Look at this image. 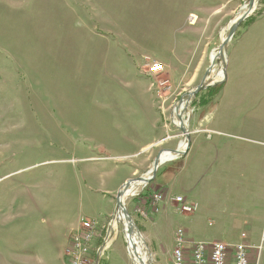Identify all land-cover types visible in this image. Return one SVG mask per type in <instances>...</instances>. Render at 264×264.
<instances>
[{"label": "rangeland", "instance_id": "1", "mask_svg": "<svg viewBox=\"0 0 264 264\" xmlns=\"http://www.w3.org/2000/svg\"><path fill=\"white\" fill-rule=\"evenodd\" d=\"M251 1L0 0V264H61L59 247L66 244L65 264H74L69 251L82 217L99 226L83 264H135L128 249L129 225L111 227L118 213L114 179L152 151V165L130 181L150 179L156 158L165 150L176 153L183 141L185 153L159 164L155 177L136 185L134 194L126 197L130 235L145 249L147 264H162L164 258L158 255H169L179 229L187 247L231 240L222 236L230 217H194L200 209L184 213L176 203L159 212L162 201L155 195L162 193L157 189H169L171 195L185 194L194 203L191 194L184 193L190 185L186 173L191 166L183 158L189 141L175 120L181 115L190 133L187 125L194 114H210L215 127L229 131L223 120L230 94L203 99L208 87L225 80L226 64L241 39L264 37V0ZM237 23L219 57V47ZM99 35L105 40L96 46L92 41ZM212 60L216 63L207 73ZM154 62L162 63L164 70L152 74ZM204 79L207 87L192 96ZM147 86L160 102L168 130L143 151L123 144L115 121L146 116V109L131 103L144 99ZM260 103L258 131L264 132V99ZM241 110L240 115L251 116L250 108ZM100 152L112 157L88 159ZM254 180L253 165L244 177L232 172L214 175L226 190L217 201L239 208L246 198L243 182L249 188Z\"/></svg>", "mask_w": 264, "mask_h": 264}, {"label": "crops", "instance_id": "2", "mask_svg": "<svg viewBox=\"0 0 264 264\" xmlns=\"http://www.w3.org/2000/svg\"><path fill=\"white\" fill-rule=\"evenodd\" d=\"M99 36L92 41L96 46L105 40L104 36ZM241 40L240 46L235 48L232 58L228 59L224 85L217 96V98L222 97L221 94L224 92L230 94L226 103L227 112L223 120L224 128L229 129V131L224 132L215 127V117L210 114L202 117L193 115L188 126L190 143L187 154L183 156L184 160L186 159L188 165L191 166L190 173H186L190 185L184 189V193L191 194L193 198L191 201L197 204L195 211L200 209L194 217L213 214L214 216L223 215L231 218L232 221L229 223L226 234L222 235L231 240L229 242L221 239L216 240L229 244L245 242L252 247L249 250L251 260L254 257L256 264H264V132L258 131L261 129L259 109L262 103L260 102L264 99V37H248ZM95 49L97 50V48ZM143 97L142 101H134L131 105L135 108L146 109L144 118H132L131 115L122 116L116 119L115 124H117L118 132L121 134L119 136L125 141L123 143L125 146L141 147L143 151H147L157 141L165 137L168 129L167 123L161 119L160 102L152 94V87L144 88ZM244 98L251 103L245 104L241 100ZM219 108L220 106H218ZM249 108L251 111L247 112L248 114L251 113V116L240 115L241 109ZM217 112L215 111L213 114ZM238 132H242V134L239 135ZM142 141H146V144L142 145ZM106 153L100 152L97 155H89L88 159L106 161L112 157ZM153 155L154 152L149 151L142 161L130 167L132 169H128L129 173L115 178L114 191L119 192L137 174L146 173L144 171L150 167V164L152 165ZM248 165L254 166L255 180L249 182L251 183L249 188L246 186L248 182H243L241 189L247 188L243 193L246 198L239 203V208L229 209V203L219 204L217 200L225 196L226 190H222L225 187L214 181V175L232 172L244 177ZM157 191L163 193L159 212L176 203L172 199L176 196H183L188 199L185 194L181 193L171 195L169 189H157ZM159 212L154 216H157ZM237 214L241 217L238 221L236 219L233 221L232 218ZM151 221L154 222V219L152 218ZM71 231L67 234V240ZM175 238L176 233L173 238L174 244ZM66 246L63 249L59 247L58 260L61 264H65ZM174 247L169 255H162V257L158 255L159 259L164 258L162 264H169L170 261L173 264Z\"/></svg>", "mask_w": 264, "mask_h": 264}, {"label": "built area", "instance_id": "3", "mask_svg": "<svg viewBox=\"0 0 264 264\" xmlns=\"http://www.w3.org/2000/svg\"><path fill=\"white\" fill-rule=\"evenodd\" d=\"M163 70L162 63L154 62L150 67L152 74ZM185 150L182 153H185ZM155 199L158 203L163 201V193H156ZM172 199L180 205L178 209L181 212L192 213L197 209L196 203H189L183 196H176ZM128 225H130L129 222ZM97 228H99L97 221L83 217L80 219L79 227L73 237V247L69 251L70 256L73 255L74 264H83L84 256L90 252ZM128 235L130 234L126 233L127 242ZM188 244L184 231L179 229L175 238L173 264H253L249 255L252 247L245 242L229 244L220 240L210 243L199 241L187 247ZM128 245H130L128 249L132 254L134 247L130 243Z\"/></svg>", "mask_w": 264, "mask_h": 264}, {"label": "bare ground", "instance_id": "4", "mask_svg": "<svg viewBox=\"0 0 264 264\" xmlns=\"http://www.w3.org/2000/svg\"><path fill=\"white\" fill-rule=\"evenodd\" d=\"M218 53L220 54L219 57H223V54L219 52V49H218ZM221 59V58H220ZM223 72H220V75H222ZM190 100V99H189ZM189 107V106H188ZM190 111V110H189ZM188 111V112H189ZM176 124L181 128V121L177 119V121L175 120ZM188 127V125H187ZM187 148V143H185L184 141L180 144V149L179 151L182 152L184 151V149ZM179 152H171V151H163L161 153V156H160V164L162 163H165L167 161H171V160H174L177 158ZM142 186L143 185H146V181H133L131 182V186H129L127 190L124 191V196L122 198V202L124 203L125 205V199L126 197L128 196H131L134 194V191H135V186L136 185H140ZM124 208L125 207H122L119 209L116 217L114 218V220L112 221V224H111V227H116L117 226V223L119 222H124L125 226L128 225V216L127 214L124 212ZM119 226V225H118ZM111 229V228H110ZM142 239V238H141ZM129 241L131 243V245H133V251H132V255H133V258L134 260L136 261L135 264H147V259H148V256L146 255V253L144 252L143 250V247L142 245L140 244V241L139 239L137 238V236L135 234L133 235H130L129 237ZM108 242V241H107Z\"/></svg>", "mask_w": 264, "mask_h": 264}, {"label": "water", "instance_id": "5", "mask_svg": "<svg viewBox=\"0 0 264 264\" xmlns=\"http://www.w3.org/2000/svg\"><path fill=\"white\" fill-rule=\"evenodd\" d=\"M251 2H252V4H254V0H252ZM246 17H247V15H245L244 17H242V18L239 20V23H240L241 21H243ZM239 23H237L236 25H234V26L231 28L230 33H229V36H228L226 39L223 40L222 45L219 47V52H220V53H222L225 44H226V43L229 41V39L233 36L234 31H235V28L237 27V25H238ZM215 63H216V60H212L211 67H210V69L208 70L207 73H209V72L212 70V68L214 67ZM206 87H207V86L205 85V79H204L203 83H202L199 87H197L195 91H192V92H191V95H192V96H195L198 92H200L201 90H203V89L206 88ZM179 119H180V121H181V128H180V129H181L182 131L185 132V134L187 135V139H188V141H189V143H190V133H189L188 129L186 128L185 123H184L183 118H182L181 115H179ZM189 143H188V146H189ZM176 152L181 153L179 150H177ZM160 156H161V154H160V155L156 158V160H155V163H154V169H153V176H152L150 179H147V178H140V179H138V180H142V181L149 182L151 179H153V178L155 177V173H156V171H157V169H158V167H159V164H160ZM130 184H131V181L127 182V183L123 186V188H122V189L118 192V194H117V209H116L117 211H119L120 208L124 207V203L122 202V198H123V196H124V191L128 189V187H129ZM124 212L127 214V216H128V220H129V223H130V225H129L128 229H127V232H128L129 234H132V233H133V227H132L131 216L128 214V212H127V210H126L125 208H124ZM101 250H102V248L100 249V252H101ZM96 264H99V260L96 262Z\"/></svg>", "mask_w": 264, "mask_h": 264}, {"label": "trees", "instance_id": "6", "mask_svg": "<svg viewBox=\"0 0 264 264\" xmlns=\"http://www.w3.org/2000/svg\"><path fill=\"white\" fill-rule=\"evenodd\" d=\"M252 20L250 21V23L252 22ZM223 85H224V82L216 84L212 87H208L207 97H204L203 101H209V100L216 98L219 95V93L221 92ZM100 243H102V242L100 241L99 244Z\"/></svg>", "mask_w": 264, "mask_h": 264}]
</instances>
